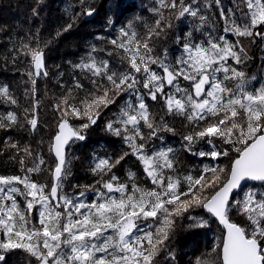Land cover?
Returning <instances> with one entry per match:
<instances>
[{
    "label": "snow or ice",
    "instance_id": "6c2138e0",
    "mask_svg": "<svg viewBox=\"0 0 264 264\" xmlns=\"http://www.w3.org/2000/svg\"><path fill=\"white\" fill-rule=\"evenodd\" d=\"M43 2L37 0L33 16ZM77 3L74 14L71 6L65 9L69 22L43 47L38 31L30 36L36 47L21 38L17 51L30 57L26 95L33 103L24 109L30 132L40 126L35 96L37 78L48 76L44 49L80 17L97 12L95 0ZM165 10L188 27L175 37L179 54L172 59L167 48L153 55L173 28ZM151 12V25L134 16L115 27L109 16L115 35L96 39L111 47L90 45L78 62H69L89 87L73 76V87L83 90L84 98L77 102L69 88L53 105L50 163L39 150L33 156L30 145L20 147L10 137L5 142V148L21 154V174H0V264H8L12 254L21 258L20 264H176L172 242L178 225L190 221L184 226L208 228L211 219L223 231L211 251L192 264H264V75L256 86L257 77L241 70L249 57L240 42L259 38L264 51V0H154ZM102 52L116 57L114 67L109 59H98ZM149 101L160 104L163 115L158 119ZM17 103L8 85L0 84V104ZM113 106L117 111L104 129L128 151L115 159L94 156L89 169L94 183L70 184L72 145L84 141L87 130ZM172 118L184 121L183 151L227 164H205L197 175H183L178 150L161 135H176L168 123ZM16 126L23 127L16 112L0 113V129ZM142 128L148 129L147 136ZM127 157L136 159L150 186L139 185L130 169L124 182L115 175L113 169ZM45 175L47 180L34 179ZM196 209L205 210L207 218L191 215Z\"/></svg>",
    "mask_w": 264,
    "mask_h": 264
},
{
    "label": "trees",
    "instance_id": "16d2710c",
    "mask_svg": "<svg viewBox=\"0 0 264 264\" xmlns=\"http://www.w3.org/2000/svg\"><path fill=\"white\" fill-rule=\"evenodd\" d=\"M185 2H188V0H185ZM224 2L227 3L228 0H224ZM116 5L120 6L118 10ZM36 6L37 0H0V28L4 29L0 31V84H7L10 92L18 101L16 105L0 104V113L16 112L20 124L23 125V127L16 126L7 130L0 129V174L3 175L21 174L18 165L21 154L11 148L4 147L9 137L11 142H19L20 147L26 144L30 145L33 156L39 150L45 160L51 162L47 142L56 123V112L53 105L60 102L69 88H72L77 102L84 98L85 92L73 87V76L84 83L85 89L89 87L88 83L81 78L80 72L74 71L69 62H78L80 57L84 56L89 50L90 45L95 44L97 48L111 47L96 39L98 35L104 37L115 35V28H109L107 18L113 16L116 20L115 27L122 26L134 16H141L143 21L149 25L155 19L151 12L154 7V0H95L97 12L93 16L80 17L72 29L65 32L58 39L53 40L44 49L48 76L41 75L37 78L35 96V100L40 102L38 109L40 126H38L36 132H30L25 123L24 112V109H30L33 103V97L26 95V90L30 88V81L26 75L27 71L31 70L30 57L17 51L20 47L21 38H23V43H31L32 47H36L37 41H30V36L38 31L39 42L43 47L44 41L52 39L54 33L69 22L65 9L71 6L73 14L78 10L77 0H44L37 7L39 15L33 16L32 9ZM165 15L172 16L173 28L168 31L166 40L160 41L153 55H160L161 50L167 48L169 58L172 59L179 54V46L176 44L175 37L183 36L188 31V27H186V21H176L174 13L170 10H165ZM138 31H143L142 26H138ZM197 35L199 34L197 33ZM229 39L233 38L229 37ZM240 42L249 57L241 70L245 71L249 77L256 76L257 80L253 83L258 86L261 82V76L264 75V61H262L264 51L261 50V41L256 38V42L253 43L251 38H240ZM13 52H16L15 57H13ZM13 58H15V63H12ZM99 58L109 59L113 67L116 64V57H108L106 53H100ZM59 73H63V76H59ZM117 103L120 104L122 101ZM149 109L157 119L163 115L160 104L149 101ZM116 111L115 106L105 110L97 124L87 130L86 139L77 141L72 145L71 151L75 159L72 162L73 175L70 177V184L88 185L94 183L96 177L89 171L94 156L111 155L115 159L123 152L128 151L120 139L112 137L104 129L105 121L112 119ZM168 123L176 129V135L172 133H162L161 135L165 137L167 144L178 150L183 175H187L189 171L193 175H197L199 169L205 164H227L224 159L212 161L183 151L181 149L180 134L185 131L184 121L180 118H172L168 119ZM142 131L147 136L148 129L142 128ZM41 141H43L42 144H40ZM155 143L159 144L161 142L155 141ZM38 144L40 145L39 149ZM200 148L205 151L208 150L204 145H197V149ZM24 159L25 165L30 167V159L27 156ZM129 169L136 173V182L139 185L150 186L134 157H127L124 161H121V164L117 165L113 172L120 177L121 182H124ZM34 179L43 181L47 180L48 177L45 175L34 177ZM191 215H201L207 218V214L203 209H196L191 212ZM236 219L237 222H240L238 217ZM187 223H190V221H182L178 225L176 236L172 242V247L176 252V264H192L196 257L210 252L216 238L223 231L215 219L209 220L210 226L208 228H187L184 226ZM20 259L19 256L12 254L8 258V264H20Z\"/></svg>",
    "mask_w": 264,
    "mask_h": 264
},
{
    "label": "water",
    "instance_id": "95a60500",
    "mask_svg": "<svg viewBox=\"0 0 264 264\" xmlns=\"http://www.w3.org/2000/svg\"><path fill=\"white\" fill-rule=\"evenodd\" d=\"M218 225L222 228V225H220L219 223H218ZM223 229V228H222Z\"/></svg>",
    "mask_w": 264,
    "mask_h": 264
}]
</instances>
